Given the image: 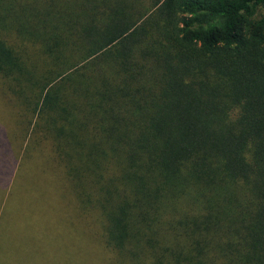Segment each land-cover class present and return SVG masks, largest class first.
<instances>
[{"label":"trees","instance_id":"16d2710c","mask_svg":"<svg viewBox=\"0 0 264 264\" xmlns=\"http://www.w3.org/2000/svg\"><path fill=\"white\" fill-rule=\"evenodd\" d=\"M0 90L5 231L40 154L72 264H264V0H0Z\"/></svg>","mask_w":264,"mask_h":264},{"label":"rangeland","instance_id":"374dc122","mask_svg":"<svg viewBox=\"0 0 264 264\" xmlns=\"http://www.w3.org/2000/svg\"><path fill=\"white\" fill-rule=\"evenodd\" d=\"M7 99L9 100V96L0 90V142L6 140L10 134L16 132L19 134L16 121H14L15 112L18 108L11 106V104L6 105L4 102ZM17 140L20 139H14V142ZM24 164L26 170L23 174L26 187L20 191L16 199L5 206L3 222L7 225V230L5 231L0 226V234L2 233L6 237L3 242L0 241V264H72V252L71 254L70 250L65 253L60 252L65 241L63 235H61L60 248L57 247L54 240V229L59 223L55 208L57 204H61L62 197L71 198V196L66 194L68 190L62 187L61 176H55L54 172L53 174L50 173L54 168V163L52 164L48 156L37 154L28 161L26 160ZM21 176L22 174L19 173V180ZM31 185L35 191L28 188ZM24 201L30 202L29 204L33 206L34 216L24 213ZM64 208L73 220L77 214L73 201L69 203L65 201ZM71 227V238L74 236L72 244L75 246L72 257L77 260L82 255L77 248L82 247L81 242L77 240V232L78 228L85 226L82 222L77 223L75 219L71 223ZM93 246L96 244L94 243ZM98 250L99 248L95 247L94 257L88 258L84 255L87 258L85 264H92L93 259L97 260Z\"/></svg>","mask_w":264,"mask_h":264}]
</instances>
